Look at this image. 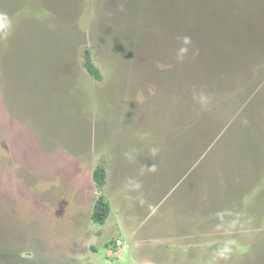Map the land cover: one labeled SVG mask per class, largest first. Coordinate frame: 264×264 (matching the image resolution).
I'll use <instances>...</instances> for the list:
<instances>
[{
  "label": "rangeland",
  "instance_id": "rangeland-1",
  "mask_svg": "<svg viewBox=\"0 0 264 264\" xmlns=\"http://www.w3.org/2000/svg\"><path fill=\"white\" fill-rule=\"evenodd\" d=\"M256 1L0 0V264H264ZM187 13L255 14L259 40L186 57Z\"/></svg>",
  "mask_w": 264,
  "mask_h": 264
},
{
  "label": "trees",
  "instance_id": "trees-1",
  "mask_svg": "<svg viewBox=\"0 0 264 264\" xmlns=\"http://www.w3.org/2000/svg\"><path fill=\"white\" fill-rule=\"evenodd\" d=\"M233 1L235 2V5L241 6V9L244 8L246 10H258L260 7L259 2L256 0ZM232 15L233 14L230 13L225 16H221V14H217L215 16V14L204 15L200 13H187L186 15H184V18L182 20L183 38H190V43L184 44L186 49L185 56L189 57V55L191 54L203 55V53L206 54L209 52H213L214 54L216 51L215 48L221 47L222 45H224V43H226L228 46H230L231 49L234 50V48L241 45L238 43V40H240L241 37L245 39L249 35V33L248 35L243 33L244 29H247V31L252 33L255 28V31L257 33L255 35V39H253L252 41L254 43L257 42L259 40L260 29H258V25L256 24V22L260 20L255 17V14L252 16L247 15L243 17V22L247 23V25L244 26L241 30H239L238 28L239 19ZM262 29L264 30V24ZM232 36H234L233 39ZM261 43L264 47L263 40ZM208 61L209 60L206 59V63L209 65ZM214 61H216V59H214ZM84 66L88 73L92 75L95 79H103V73L101 72L100 68L95 64L94 59L89 51L85 52ZM185 76H187L189 87H191L196 94L199 93L200 96L206 94L205 90L202 91L198 89L199 84L194 82V77L196 75L188 68V66L185 69ZM107 178L108 175L106 167H104L103 165L97 166L93 173V179L99 189H103L105 187V185L107 184ZM110 208V204L105 199V196L103 194L100 195L95 202L93 220L96 223L104 224L106 218L110 213Z\"/></svg>",
  "mask_w": 264,
  "mask_h": 264
},
{
  "label": "crops",
  "instance_id": "crops-1",
  "mask_svg": "<svg viewBox=\"0 0 264 264\" xmlns=\"http://www.w3.org/2000/svg\"><path fill=\"white\" fill-rule=\"evenodd\" d=\"M23 126H25V125H23ZM23 126H21V144H23V143L28 144L27 142H36V141L32 140V138H33L32 135ZM17 162H18V160H17ZM22 164H23V162L21 161V165ZM33 170H36V169H33Z\"/></svg>",
  "mask_w": 264,
  "mask_h": 264
},
{
  "label": "clouds",
  "instance_id": "clouds-1",
  "mask_svg": "<svg viewBox=\"0 0 264 264\" xmlns=\"http://www.w3.org/2000/svg\"><path fill=\"white\" fill-rule=\"evenodd\" d=\"M183 42H184V44H188V43H190V38H188V37H184V38H183ZM180 51H181V53H183V52L186 51V49H185V48H182Z\"/></svg>",
  "mask_w": 264,
  "mask_h": 264
}]
</instances>
